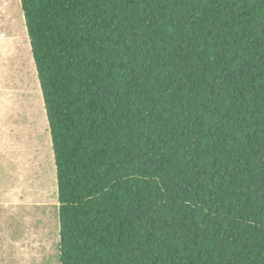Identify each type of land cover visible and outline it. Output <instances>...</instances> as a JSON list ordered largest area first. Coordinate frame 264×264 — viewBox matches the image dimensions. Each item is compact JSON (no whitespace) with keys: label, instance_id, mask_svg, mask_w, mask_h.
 <instances>
[{"label":"trees","instance_id":"16d2710c","mask_svg":"<svg viewBox=\"0 0 264 264\" xmlns=\"http://www.w3.org/2000/svg\"><path fill=\"white\" fill-rule=\"evenodd\" d=\"M59 264H264V0H20Z\"/></svg>","mask_w":264,"mask_h":264},{"label":"rangeland","instance_id":"374dc122","mask_svg":"<svg viewBox=\"0 0 264 264\" xmlns=\"http://www.w3.org/2000/svg\"><path fill=\"white\" fill-rule=\"evenodd\" d=\"M56 195L20 0H0V264H59Z\"/></svg>","mask_w":264,"mask_h":264}]
</instances>
